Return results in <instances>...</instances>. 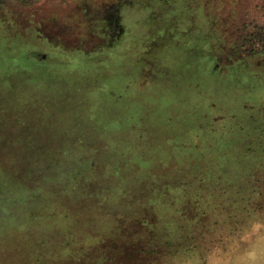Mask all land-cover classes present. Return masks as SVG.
<instances>
[{"label": "rangeland", "instance_id": "rangeland-1", "mask_svg": "<svg viewBox=\"0 0 264 264\" xmlns=\"http://www.w3.org/2000/svg\"><path fill=\"white\" fill-rule=\"evenodd\" d=\"M246 4L0 0V264H264Z\"/></svg>", "mask_w": 264, "mask_h": 264}, {"label": "trees", "instance_id": "trees-1", "mask_svg": "<svg viewBox=\"0 0 264 264\" xmlns=\"http://www.w3.org/2000/svg\"><path fill=\"white\" fill-rule=\"evenodd\" d=\"M264 160L260 159L258 165L253 167L252 169L245 171L242 173L240 177V183L237 188H239V195L243 193L242 190H246L245 186H251V195L249 196V201L251 205V198L254 200V212L256 215L263 214V205L260 206V203H264ZM224 182H231L228 180H222ZM244 199L241 198L240 201ZM244 209V208H243ZM246 211V210H244ZM250 214H253L252 212Z\"/></svg>", "mask_w": 264, "mask_h": 264}, {"label": "flooded vegetation", "instance_id": "flooded-vegetation-1", "mask_svg": "<svg viewBox=\"0 0 264 264\" xmlns=\"http://www.w3.org/2000/svg\"><path fill=\"white\" fill-rule=\"evenodd\" d=\"M233 1L237 2V4H238L237 6L239 8H241V7H247L246 2H248V0H231V2H233ZM259 7H260V9H263V10H259V11H257V10L252 11V10H250L249 11V14L250 15H252V14H259V16H256V17L262 19V20H259L258 23H254V25H253L254 31L251 32L252 37H260L261 35L264 34V5H260ZM260 21H262V23Z\"/></svg>", "mask_w": 264, "mask_h": 264}]
</instances>
